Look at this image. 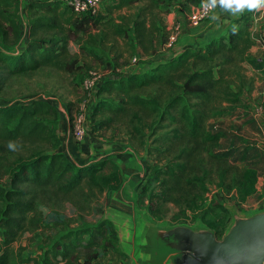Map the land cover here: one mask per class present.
Listing matches in <instances>:
<instances>
[{
	"label": "trees",
	"instance_id": "trees-1",
	"mask_svg": "<svg viewBox=\"0 0 264 264\" xmlns=\"http://www.w3.org/2000/svg\"><path fill=\"white\" fill-rule=\"evenodd\" d=\"M164 1L106 0L95 14H77L65 0H28L24 24L21 0H0V264H96L109 249L121 253L113 224L93 218L103 210L102 165L77 164L56 149L54 101L70 126L91 69L79 54L115 74L96 91L91 127L145 151L154 219L190 224L211 190L239 201L255 191L256 169L217 152L223 134L209 126L255 87L244 65L255 44L253 9L225 35L148 71L118 74L137 49L151 54L166 42ZM179 1L195 7L201 0ZM43 209L55 219L47 221ZM212 229L220 239L226 223ZM23 237L39 241L40 251L25 255Z\"/></svg>",
	"mask_w": 264,
	"mask_h": 264
},
{
	"label": "crops",
	"instance_id": "crops-1",
	"mask_svg": "<svg viewBox=\"0 0 264 264\" xmlns=\"http://www.w3.org/2000/svg\"><path fill=\"white\" fill-rule=\"evenodd\" d=\"M27 1L23 0L22 5V15L25 19ZM168 7L169 10L163 14V30L168 35L173 24L179 23L180 31L176 40L171 45L165 43L160 45L151 54H144L137 49L133 55L137 57V62L131 64L129 58L128 63L117 70L118 74L148 71L157 64L176 57L185 48L203 45L211 39L225 35L230 27L241 25L238 23L241 16L252 11L245 9L238 15H233L229 11L216 8L198 26H191L187 16L193 11L194 6L185 5L177 0ZM214 14L216 19L212 18ZM251 18L249 29L255 44L250 48L244 65L249 74L255 76V87L251 93H244L240 103L226 105L221 115L212 120L215 123V130L223 134L217 152L227 154L240 167H249L250 162L248 164L243 162L241 166L239 157L242 155L251 161L255 160L263 148L252 146V143L257 139L264 141V6L253 9ZM54 103L58 107V117L54 124V132L58 139L57 151L64 153L77 164L98 162L102 165L99 177L102 178L104 188L100 198L103 210L93 218L95 220L104 218L113 224L121 253L109 249L94 263L130 264L126 258L130 255L131 264H136L132 259L134 255L137 264H146L142 258L143 250L147 243V234L153 229L152 220H157L148 211L146 196L140 193L139 186L146 174L145 151L135 150L125 135L113 134L109 130H92L90 119L85 126L83 138L76 140L70 131L64 106L56 101ZM236 141H250V147L241 150L240 144Z\"/></svg>",
	"mask_w": 264,
	"mask_h": 264
},
{
	"label": "water",
	"instance_id": "water-1",
	"mask_svg": "<svg viewBox=\"0 0 264 264\" xmlns=\"http://www.w3.org/2000/svg\"><path fill=\"white\" fill-rule=\"evenodd\" d=\"M143 251L146 264H264V209L236 216L220 239L183 224L151 229Z\"/></svg>",
	"mask_w": 264,
	"mask_h": 264
},
{
	"label": "rangeland",
	"instance_id": "rangeland-1",
	"mask_svg": "<svg viewBox=\"0 0 264 264\" xmlns=\"http://www.w3.org/2000/svg\"><path fill=\"white\" fill-rule=\"evenodd\" d=\"M105 2L106 0H104V2L101 4L100 6L101 10L105 6ZM172 2L173 0H165L164 5L166 4L170 5V3ZM69 47L72 52H78V47L74 42H70ZM3 49L11 50L10 48L5 47V46H3ZM100 53L103 55L106 54L103 51H100ZM107 55L105 56L107 57ZM110 57L111 55H108L109 59ZM79 59L81 60L84 59L85 61L89 62L91 64L90 66L91 68L103 70V67L101 66L102 64H99V62L94 57H88V56L84 57L79 54ZM44 96L50 97V95H44ZM214 124L215 123L213 121L209 122V126L211 129H215ZM236 143L240 144L239 147L241 148V150H244L246 147H250V144H249L250 141H247V142L245 141L237 142L236 141ZM254 145H257L258 147L263 148L260 151V153H258V157L255 160L253 159L251 161L250 158L247 159V158L242 157V155L241 156L239 155L240 156L239 164L241 166L244 163L248 164V162H250L248 166L251 167L252 165V168H255L257 171L258 178H257V182L255 185V191L253 192V194L250 195L247 199L243 201H239L236 199L234 194L222 195L221 193L214 192V190L210 191L208 198L204 202L201 209L198 211L196 219L190 222V224H185V223H179V224L188 225L193 228L209 229L214 232V230L212 229L213 227L219 226L221 222H225L226 230H227L229 226L233 223L234 218L236 216L247 217L254 213L260 212L264 209V153H263L264 152V141H259L257 139L252 143V146ZM255 151H257V149ZM142 186H146L147 188L146 193H144L143 195H146L149 191L154 189L155 182L152 179L151 175H148L144 179ZM43 211L45 214V219L47 221L50 222L53 219H55V216L49 213L46 209H43ZM66 212L69 213V210ZM151 225L153 229L155 228L163 229V228L172 227V225L170 224V221H167V220H160V221L152 220ZM21 243L28 246V248L24 252L25 255L31 252L37 251L41 247L40 242L37 240H34L33 242H31V244H27V240L25 239V237L22 238ZM133 256H132L133 262L137 264L136 259H134ZM126 258H127V262L131 264V256L129 255ZM142 258L144 261L143 255H142Z\"/></svg>",
	"mask_w": 264,
	"mask_h": 264
},
{
	"label": "built area",
	"instance_id": "built-area-1",
	"mask_svg": "<svg viewBox=\"0 0 264 264\" xmlns=\"http://www.w3.org/2000/svg\"><path fill=\"white\" fill-rule=\"evenodd\" d=\"M70 5L72 10L77 14L90 13L95 14L103 2V0H65ZM208 0H201L191 11L188 16V22L191 26H198L203 20L208 18L210 13L214 9L207 7ZM23 5V0H21ZM216 8H220L217 6ZM215 8V9H216ZM22 10V9H21ZM25 24V18L22 15ZM180 31V24L174 23L171 32L168 34L166 45H171L177 38ZM130 63H136L137 57L132 56ZM118 70V69H116ZM111 71L107 69H95L91 68L83 77L81 81V90L83 92V98L78 102L77 110L73 115V120L70 125V131L76 140H81L85 134V126L90 119L92 107L95 102V94L100 84L105 77H113ZM51 97V96H50ZM52 98V97H51ZM213 191V190H211ZM209 195V194H208Z\"/></svg>",
	"mask_w": 264,
	"mask_h": 264
},
{
	"label": "clouds",
	"instance_id": "clouds-1",
	"mask_svg": "<svg viewBox=\"0 0 264 264\" xmlns=\"http://www.w3.org/2000/svg\"><path fill=\"white\" fill-rule=\"evenodd\" d=\"M219 6L221 9L229 11L233 15H238L245 9H257L264 6V0H208L207 7L215 9ZM216 19L215 14L212 17ZM17 145L13 141H9L8 148L15 150Z\"/></svg>",
	"mask_w": 264,
	"mask_h": 264
}]
</instances>
